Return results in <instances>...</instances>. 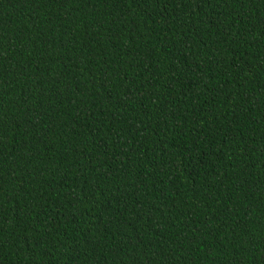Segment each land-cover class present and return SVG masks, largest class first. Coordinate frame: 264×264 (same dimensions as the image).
I'll list each match as a JSON object with an SVG mask.
<instances>
[{"label": "trees", "instance_id": "1", "mask_svg": "<svg viewBox=\"0 0 264 264\" xmlns=\"http://www.w3.org/2000/svg\"><path fill=\"white\" fill-rule=\"evenodd\" d=\"M0 264H264V0H0Z\"/></svg>", "mask_w": 264, "mask_h": 264}]
</instances>
